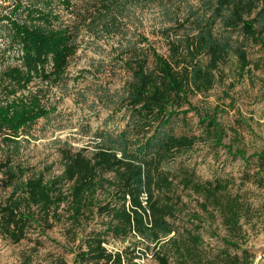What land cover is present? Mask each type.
Segmentation results:
<instances>
[{
  "label": "trees",
  "instance_id": "obj_1",
  "mask_svg": "<svg viewBox=\"0 0 264 264\" xmlns=\"http://www.w3.org/2000/svg\"><path fill=\"white\" fill-rule=\"evenodd\" d=\"M253 2H0V150L7 158L0 169L5 174L6 186L12 187L8 202L0 203V227L8 231L13 224L16 230L9 235L18 240L24 235L25 227L32 223L41 229L50 225L46 215L39 220L33 211L18 217L16 210L22 197L18 200L14 197L27 190V200L52 205L55 197L50 193L61 186L62 177L47 180L42 172H34L25 182L23 175L29 170L24 172L22 167L7 161L20 152L21 136L27 134L39 118L57 110L61 96L56 89L63 91L65 87L69 91L73 87L76 77L70 74V64L80 42L85 41L87 34L93 39L91 44L118 35L126 39L133 19L140 25L143 23L137 11L156 6L162 20L176 21L185 35L194 36L187 42L176 41L171 57H165L140 34L132 51L122 50L121 58L114 62L132 74L124 98L126 123L110 129L107 121L105 128L97 129L95 164L83 149L64 147L65 174L79 179L76 215L71 217L72 225L68 230L76 243L69 250L74 253L72 264H135L133 259L139 256H128L131 246L117 252L106 248L105 231L114 235L139 233L159 264H255L257 256L250 244L251 233L244 224L252 222L257 210L243 187L248 183L264 187V149L247 155L245 149L234 146L237 140H233L226 152L231 157H241L246 164L239 180L222 169L215 172L213 179L202 180L194 169L188 168L186 161H177L178 155L187 151L198 136L193 132H176L179 117L183 115L184 119L191 111L188 92L192 82L202 77L209 80L211 70L226 58L248 63L249 46L257 43L264 46V36L259 34L264 29V0ZM254 11L255 16L245 17H250ZM141 42L146 45L141 46ZM123 43L121 40L119 47L131 46L130 42L128 46ZM186 43L190 46L184 56L181 48ZM180 44L183 45L179 47ZM205 54L210 60L207 64L203 62ZM20 92L22 98L9 105V97ZM184 104L189 108L181 109ZM110 117L109 121L114 120L113 114ZM199 125L213 145L221 144L227 133L211 114H205ZM102 166L117 171L120 186L110 200L95 208L98 201L95 193L99 187L96 172ZM172 171L178 174V182L170 179ZM180 186L185 191L193 190L197 207H190L189 202L183 200L178 193ZM143 193L148 196L147 206L141 201ZM126 194L131 197L128 208ZM46 209L48 207L44 212ZM93 213L109 216L105 230L83 227V221L94 217ZM53 214L60 218L57 212ZM37 247L32 249L37 250ZM32 262V255L24 254L22 264ZM50 264L70 263L63 256H57Z\"/></svg>",
  "mask_w": 264,
  "mask_h": 264
},
{
  "label": "rangeland",
  "instance_id": "obj_2",
  "mask_svg": "<svg viewBox=\"0 0 264 264\" xmlns=\"http://www.w3.org/2000/svg\"><path fill=\"white\" fill-rule=\"evenodd\" d=\"M6 1L9 0H0V2ZM192 1L200 2V0ZM258 1L254 0L253 3ZM137 12H140L143 23L140 25L138 20L135 22L133 19L134 23L129 25L126 39L118 35L91 44L93 39L88 34L85 36V41L80 42L77 54L70 64V74L76 77L73 87L69 91L65 90V87L63 91L56 89L57 94L61 96L57 101V110L39 118L31 130L21 136L20 152L12 157L11 161H7L22 167L20 169L24 172L29 170L23 175L25 182L29 181L32 173L42 172L47 180L62 177V184L50 193L51 197H55V203L52 205L47 202L35 204L27 200L29 197L27 190L18 193L22 195L14 197L17 200L22 197L20 206L16 210L18 217L33 211L35 218L39 220L46 215V222L50 225L41 229V226L32 223L25 227L24 235L18 240L9 235L12 230H16L13 224H10L8 231L0 227V264H22L24 254L32 255V264H50L57 256H63L70 264L73 263L74 253L69 250L76 243L72 241L68 230L72 225L71 217L76 215L75 209L78 205L76 183L79 179L69 178L65 174L67 165L62 155L64 147H72L74 150L83 149L85 154L93 159L92 164H95L97 129L105 128L107 121V128L110 129L126 123L127 104L124 98L132 74L114 62L121 58L122 50L127 53L132 51V46L138 44L140 34L146 36L157 52L165 57H171L176 41L187 42L188 38L194 36V34L185 35L176 21L171 23L162 20L156 6L146 7ZM255 14L256 11L250 17H245L252 18ZM259 34L264 36V29ZM121 40H124L123 44L127 46L130 42L131 46L119 47ZM145 45L146 42H141V46ZM182 45L180 44L179 47ZM189 46L187 43L182 46L181 53L184 56H187ZM248 53V63L237 58L234 61L226 58L219 62L218 67L211 70L209 80L202 77L190 85L188 99L191 103V111L184 116V119L183 115L179 117L176 132L178 134L193 132L198 139L187 151L178 155L177 161H186L188 168L194 169L197 177L202 180L213 179L215 172L221 169L239 180L246 164L241 157L234 158L226 152L233 140H237L234 146L245 149L247 155L264 149V46L261 43L251 44ZM202 57L205 64L210 62L208 54ZM21 95V92L11 95L8 104L20 100ZM120 98L123 100L120 101ZM187 108L189 106L186 104L181 107V109ZM113 111L115 113H112ZM110 114L114 115L112 121H109ZM205 114L216 116L217 121L227 130L219 145H213L211 138L199 125V120ZM5 155L0 150V166L7 159ZM252 162L255 163V160ZM169 176L170 179L178 182L176 172H170ZM118 178L116 170L110 171L105 167L98 169L96 180L99 187L95 193L98 201L95 208L98 204L110 200L111 195L114 196L113 193L120 186ZM6 182L5 174L0 169V203L3 204L8 202L12 191V187H7ZM243 190L257 210L252 222L245 223L244 226L251 233L250 244L254 246L257 256L255 264H264V187L260 188L248 183ZM189 191L192 196L188 195ZM178 193L183 196L184 201L189 202L190 207H197L195 201L197 195L191 188L185 191L180 186ZM125 200L126 207H130L129 194H126ZM141 201L147 206L146 193L142 194ZM83 206L87 205L83 204ZM46 207L48 209L44 212ZM53 212H57L60 218H55ZM148 213L150 214V211ZM109 220L108 215L103 217L94 215L83 221V227L103 231L107 228ZM1 223L2 221L0 226ZM105 235L106 241L103 244L109 251H122L127 246H131L130 251L127 252L128 256H139L133 259L135 264H159L139 233L132 231L125 235H114L105 231ZM205 236L208 238L207 235ZM34 246H38L37 250L32 249Z\"/></svg>",
  "mask_w": 264,
  "mask_h": 264
}]
</instances>
